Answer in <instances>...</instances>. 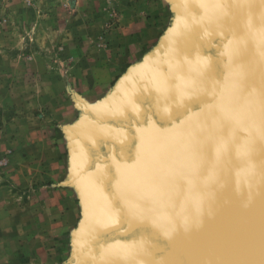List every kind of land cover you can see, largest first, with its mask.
Masks as SVG:
<instances>
[{"label": "rangeland", "instance_id": "374dc122", "mask_svg": "<svg viewBox=\"0 0 264 264\" xmlns=\"http://www.w3.org/2000/svg\"><path fill=\"white\" fill-rule=\"evenodd\" d=\"M184 1L0 0V264H129L83 253L87 198L73 153L127 82L112 76L114 55L135 58L141 36L148 54L151 38L173 40L200 21V7ZM72 194L79 223L56 212Z\"/></svg>", "mask_w": 264, "mask_h": 264}, {"label": "bare ground", "instance_id": "6f19581e", "mask_svg": "<svg viewBox=\"0 0 264 264\" xmlns=\"http://www.w3.org/2000/svg\"><path fill=\"white\" fill-rule=\"evenodd\" d=\"M232 5L235 17L230 26L222 29V25L214 32L224 30V35L217 36V40L213 38L208 51L205 45L200 49L201 41L195 47L207 65L211 59L220 63V70L230 79L231 90L240 88L233 90L238 92V97L234 96L238 99L235 105L212 114L210 127L187 123L185 118L191 114V107L199 106L192 98L206 84L203 65H197L200 71L191 66L186 71V75L190 74L185 88L177 92H167L158 82L135 85L119 105L108 107L111 109L108 112H113L125 106L121 122H114L118 125L117 132L109 129L93 135L101 139L114 134V138H104L102 142H108V149L95 148L97 151L93 152L101 153L97 156L99 160L108 163L114 173L115 170L120 173L114 180L106 178L113 180V188H102L101 198L106 205L122 202L124 206L126 222L117 232L124 237L121 243L143 244L145 238L152 241L146 223L157 216L164 230L181 235L199 264H264V0H236ZM224 9L225 20L231 5H225ZM217 12L218 9L212 18ZM204 16L199 23L211 19ZM184 52L185 48L181 55ZM190 89L194 95L187 94ZM167 94L176 95L173 101L180 102L177 107L164 101ZM175 109L184 113L179 116L181 120L166 119ZM119 126L134 129L137 137L136 145L128 150L130 160H126L128 153L124 155L126 158L122 155L120 139L125 140L126 135ZM171 133L174 137H169ZM80 151L85 154L83 147ZM143 156L142 167L138 169L132 160ZM151 157L154 158L150 160ZM80 165L78 159L76 166ZM130 167L137 170L131 171ZM102 171L105 174L106 170ZM100 179L105 180L101 176ZM172 182L181 192L169 186ZM135 230L139 233L131 235Z\"/></svg>", "mask_w": 264, "mask_h": 264}, {"label": "water", "instance_id": "95a60500", "mask_svg": "<svg viewBox=\"0 0 264 264\" xmlns=\"http://www.w3.org/2000/svg\"><path fill=\"white\" fill-rule=\"evenodd\" d=\"M210 1L213 0H185L183 2L186 5L185 7H189L190 10L193 4L197 5L198 8L200 7V18H203L202 15L205 14L204 18L208 15L211 16V19H209L208 22H202L203 19L200 23L199 21L195 22L193 27L191 26L192 28L188 29L193 31L191 32V34L189 31L187 33L180 32L179 37L174 38L170 42V45L165 50L166 53L162 55V57H164L165 59L157 63V68H154L156 65L149 70H147L148 68H145L143 69V74L142 72L139 73L140 76L138 75L139 77H137L138 79L136 78L137 80H128L124 85H122L121 91H119L115 95L114 100L108 103V105H119V103L124 99L127 92L130 89H134L137 83L138 86H140L143 83V80L147 79L146 81H149L150 77L157 76L160 71H162L161 76L163 80H166L165 82H169L167 84H173L172 87H175L178 81L184 78V75L186 74V71L189 67L195 66L197 70L200 71V68L197 65H203L202 71L205 73L206 84L192 98V101H197L199 106L191 107V114L185 118H188L187 123H189L191 126L203 124V126L210 127L212 125L210 124L211 120H209V118L212 116V114L215 115L221 109H223L222 111H226L227 109H230V106H232L233 104L235 105L236 102H238V99L235 100L234 98V96H236L238 92L233 90L240 88L235 87L231 90L230 79L227 80L224 76L223 71L220 70V63L218 64L217 62V64H215L214 59H211V62L210 60L208 61L211 64L209 63V65H207L206 60H202V58L199 56V48L198 50H196L197 47H195L196 43L197 45H199L202 42L203 44L200 46V49L202 50V46L205 45V51H208V45L212 44V41L214 40L213 38H216L215 40H217V36H219L220 34L224 35L222 33L224 32V30L219 31L218 33L214 32H216L222 25V29H224L225 26H230L228 24L230 23L231 19H234L235 17V12L232 13V4L236 3V0H218L217 2L213 1L214 3H217L215 6L214 3H212L213 5H211ZM225 5H227V7L228 5H231V9L229 12V17L225 15L224 20L223 14L225 12ZM216 9H218L217 16H214L215 18H212L214 11L216 12ZM218 15L220 17H218ZM224 23H226V25ZM205 37H207V39L205 40V42H203L201 39H204ZM199 41L201 42L199 43ZM183 48H185V52L181 55V51ZM167 52L171 54H167ZM209 70H213L211 71L212 82H210V80L208 79ZM156 78L161 81L159 75ZM133 81L137 83L135 84ZM188 92L187 94H193L191 93L193 92L191 89ZM138 95L140 97L143 96L141 93H139ZM174 99H176V95L167 94V98L164 101L171 102V104L177 107L176 104L180 102L173 101ZM124 108L125 106L118 108L119 110L117 109L113 112H104L102 115L93 116L95 122L98 124V127L96 126L95 131H91V134H89L88 137L84 139H82V137L80 138V141H82V147L85 150V154L83 153L81 155V152H78V157V153H76L75 165L78 163V159H80L81 165L80 167L74 166V181L79 185L82 191H85V196L87 198V215L85 221L87 226H84L86 228L85 231H87V235H85L86 240L82 245L83 248L82 246L81 248L84 251L86 250L85 253L89 252V255H91L94 259L99 260L100 263H105V260H110L113 257L120 256L127 260L129 264H170L171 262H175L176 264H193V262L195 264H199L197 258L193 254H191V247L189 251L188 246L181 240V235L177 233V236H175L172 232L164 230L161 226H159L160 221L156 218L157 216L153 219L150 218L147 221V223L151 222V224L146 223V226L150 227V229L146 230L147 234L153 235L152 241H148L145 238L143 244L131 243L128 245L126 243H121L123 242L122 239L124 237L117 234V232L119 231L120 227L123 226L126 222V212L124 211V206H122V202H116L115 204H111L110 206L108 204L106 205L105 201L101 198L102 188L106 190H112V181L114 180V177H116V175L120 176V173L118 171L116 172L115 170V174L112 167L108 163L105 164L101 160H99L100 158L97 156L98 154H100L101 156V153L93 152L94 150L97 151V149H108V142H102L105 139L109 140L114 138V134L112 135L111 133H109L107 135V138L102 137L101 139L100 136L95 137L93 135L100 131H106L109 129L111 132L113 130L117 132L118 125L116 126L115 123L121 122L123 118L121 116V113L123 112ZM158 108L164 111L161 107ZM180 109L173 110L172 113H174L172 114V116L166 117V119H171L173 121L181 120L182 117L180 118L179 116L182 114L184 115V113H181L182 111H177ZM175 118L177 119L174 120ZM121 129L123 130V132H125L123 134L126 135L125 140L122 141V139H120L124 152L122 153V155L124 158H126L124 155H127L128 150L130 148L132 150V148L136 145L137 137L134 129L128 130L123 127H121ZM119 132H121V130H119ZM110 134L111 136H109ZM163 137L168 139V137L164 135ZM169 137H174V134H169ZM93 138H96V140H93ZM85 143H87V146H85ZM131 158L132 156L130 155V153H128L126 160H130ZM144 158L145 156H143L142 158H133V164H138L137 166L139 169L140 167H142ZM152 158L154 157H151L150 160ZM101 168L106 170L105 174L103 173ZM130 169L131 171L137 170L133 167H130ZM99 175L105 180L100 179ZM132 175H134V173H132ZM110 177L113 178V180H106V178L108 179ZM114 186H116V184H114ZM169 186L173 190L176 189L177 192H181L179 190V187H177L174 182H172ZM136 233H139V230H135L134 233H131V235ZM113 237L115 239H112ZM88 240L91 241L90 244H88ZM117 240L119 241L115 243V241ZM190 243L196 246L194 240H191ZM120 244H124V246ZM174 244H178L177 247H175ZM188 251L190 253H187ZM140 257L142 258V260H140ZM135 259L137 261H134Z\"/></svg>", "mask_w": 264, "mask_h": 264}, {"label": "crops", "instance_id": "0c3cea01", "mask_svg": "<svg viewBox=\"0 0 264 264\" xmlns=\"http://www.w3.org/2000/svg\"><path fill=\"white\" fill-rule=\"evenodd\" d=\"M177 4L178 5H181L182 6V3H178L177 2ZM183 9V8H182ZM135 22H132V25H131V27H130V29L131 28H137L138 27V21H139V19L137 18V20H134ZM157 24L156 23H152V25L149 27V29H151V30H154L155 29V26H156ZM175 26H176V24H175ZM173 34V33H172ZM172 34H170V33H168V35H167V37L165 38V39H163L162 40V42H161V39H160V37L158 38H155V39H150V46H151V48H150V52L147 54V53H145V51H144V48H143V41H142V39H143V37L141 36V37H139L138 38V40L136 39L135 40V43H136V47L138 48V46H139V48H140V50H139V52L137 53V55L135 56V58L133 57L132 59H128V60H126V61H129V63L128 64H126V65H124L123 63L125 62V60H124V58H126L127 57V55H128V53L124 56V57H121V58H118L116 55H114V58H113V62H115V64H116V66H114V68H111V70H112V76L113 77H116V79H117V77H119L120 78V80H121V78H124V79H126V81H128V80H134V79H136L137 77H139L140 75H139V73H141L142 72V74H143V70L142 69H144V68H148L147 70H149V69H151V68H153L155 65V67L154 68H157V63L158 62H160V61H162L163 59H165L164 57H162V55L164 54V52H165V50L168 48V46L170 45V42L172 41ZM133 35V34H132ZM171 35V36H170ZM160 42H161V44H160ZM162 44H164L163 45V48H162ZM161 46L160 48L158 47V46ZM131 47V46H130ZM158 47V48H157ZM157 48V49H156ZM156 49V50H155ZM152 50V51H151ZM155 50V51H154ZM114 52H115V50H114ZM130 53V52H129ZM167 54H171V53H169V52H167ZM145 59L147 60V61H145ZM161 59V60H160ZM131 61V62H130ZM147 62V63H146ZM119 63H120V65H119ZM146 63V64H145ZM117 72V73H116ZM161 72L162 71H160V73L159 74H157V76H152V77H150L149 79V81H146L147 79H145V80H143L142 82V84H144V83H148V82H158V83H160L162 86H164L165 88H166V91L167 92H172V91H175V92H177L178 91V89L179 90H182V89H184L185 88V81L187 80V78L189 77V72H188V75H184V78H182L181 80H179L178 81V83H177V85L175 86V87H172L173 86V84H167V83H169V82H165L166 80H163V78H162V76H161ZM139 75V76H138ZM158 75H159V77H160V79H161V81L160 80H158L156 77H158ZM138 79V78H137ZM136 79V80H137ZM143 79V78H142ZM155 80V81H154ZM158 80V81H157ZM117 81V80H116ZM119 81V80H118ZM122 82H124L123 81V79L121 80ZM145 81V82H144ZM134 82V81H133ZM135 84L137 83V82H134ZM121 84V83H120ZM136 85H138V83L136 84ZM170 87H172V88H170ZM121 89H122V86L121 85H119V86H116L115 87V89L113 90V93H112V95L110 96V97H108L107 99H105V101L107 102H105L106 103V105L108 104V103H110L112 100H114V98H115V95L119 92V91H121ZM116 90V91H115ZM132 90V89H131ZM130 91V90H129ZM129 91L127 92V94L125 95V97H124V99L126 98V96L128 95V93H129ZM123 99V100H124ZM122 100V101H123ZM121 101V102H122ZM120 102V103H121ZM119 103V104H120ZM109 105H111V104H109ZM117 104H112L111 106H108V107H115ZM73 154H75V153H73ZM75 157H76V155H75ZM75 157H74V159H75ZM74 169L73 168H71V172L73 173L72 174V177H74ZM65 172H66V170H65ZM67 172H70V171H68L67 170ZM60 174H61V171H60V173H59V176H60ZM69 173H67L66 175H65V178H63L62 180H61V182L63 183V181L64 180H66V179H68L69 178ZM57 185V186H56ZM56 185H54V186H52L53 188H55V190H58L59 188H58V184H56ZM66 186V188H71L70 186H74L75 187V185H65ZM57 188V189H56ZM64 187H62L61 189H63ZM75 191V190H74ZM75 193H76V191H75ZM75 197H76V201H75V207H74V199H75ZM75 197H74V195L72 194V195H70V196H67V197H65V199H63V201H64V203H63V206H58L59 208H60V210H58V211H56V212H59V211H64L63 213H61L63 216H65V217H67L64 221H70V217L71 218H73V217H76V223H79L81 220V203H80V201H79V199H77V196H76V194H75ZM52 206V205H51ZM61 208L62 209H64V210H61ZM84 209H85V205H84Z\"/></svg>", "mask_w": 264, "mask_h": 264}]
</instances>
